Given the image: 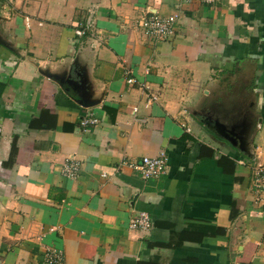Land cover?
<instances>
[{
  "label": "crops",
  "instance_id": "obj_1",
  "mask_svg": "<svg viewBox=\"0 0 264 264\" xmlns=\"http://www.w3.org/2000/svg\"><path fill=\"white\" fill-rule=\"evenodd\" d=\"M174 12L165 41L137 25ZM160 151L157 178L121 163ZM256 162L264 0H0V264L45 247L63 264H264Z\"/></svg>",
  "mask_w": 264,
  "mask_h": 264
},
{
  "label": "built area",
  "instance_id": "obj_2",
  "mask_svg": "<svg viewBox=\"0 0 264 264\" xmlns=\"http://www.w3.org/2000/svg\"><path fill=\"white\" fill-rule=\"evenodd\" d=\"M186 3L200 2L213 3L216 0H181ZM178 14L174 12L165 16L157 13H145L138 21L143 34L152 37L157 41H165L174 35L175 23ZM84 31L75 30L76 35H82ZM128 83L135 80L132 77L127 78ZM151 98L154 99L152 96ZM97 120L92 116H85L79 121L81 129H86L91 125H95ZM121 163L127 164L136 170L143 179L157 178L165 173L167 157L163 151L155 156H142L138 161L124 160ZM78 163L73 158H68L61 166V173L68 178H75L78 171ZM251 186L255 194V203L264 201V163L256 162L252 166ZM128 228L146 232L151 228V220L146 211H138L128 221ZM42 264H63L62 253L56 247H45L41 258ZM233 264H241L233 262Z\"/></svg>",
  "mask_w": 264,
  "mask_h": 264
},
{
  "label": "trees",
  "instance_id": "obj_3",
  "mask_svg": "<svg viewBox=\"0 0 264 264\" xmlns=\"http://www.w3.org/2000/svg\"><path fill=\"white\" fill-rule=\"evenodd\" d=\"M14 151H15V146H14V144H12V146H11V152H10V157H9V159L7 160V162H5V164L10 163V161L12 160V157H13ZM141 264H155V263H148V262H146V263H141Z\"/></svg>",
  "mask_w": 264,
  "mask_h": 264
}]
</instances>
